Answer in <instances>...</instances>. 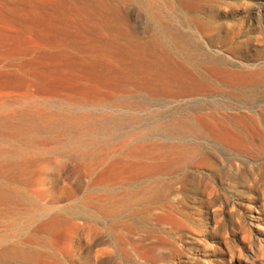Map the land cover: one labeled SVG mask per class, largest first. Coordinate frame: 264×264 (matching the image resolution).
Instances as JSON below:
<instances>
[{
  "label": "rangeland",
  "instance_id": "1",
  "mask_svg": "<svg viewBox=\"0 0 264 264\" xmlns=\"http://www.w3.org/2000/svg\"><path fill=\"white\" fill-rule=\"evenodd\" d=\"M185 2L194 7L192 14L179 10ZM146 4L164 25L177 30L200 66L241 73L259 70L260 80L251 86L212 80L208 90L186 100L139 98L122 110H68L122 122L106 125L102 134H96L98 155L124 143L127 148L152 146L157 155L159 147L175 143L198 152L166 175L132 183L117 180L111 187L96 188L73 171L72 158L57 161V168L50 170L55 180L31 188L46 192L35 206L19 204L10 211L0 207V264H38L36 259H48L50 245L68 258L88 257L90 264H264V157L163 135L174 119L187 113L248 116L264 110V0H147ZM128 6L125 15L137 32H150L153 19L140 12L141 17L136 16V5ZM26 140L21 136L18 142ZM44 157L55 160L51 153ZM168 204L174 208L169 210ZM53 217L60 222L56 231L37 232ZM73 225L76 240L63 245ZM124 225L125 242L119 235Z\"/></svg>",
  "mask_w": 264,
  "mask_h": 264
},
{
  "label": "bare ground",
  "instance_id": "2",
  "mask_svg": "<svg viewBox=\"0 0 264 264\" xmlns=\"http://www.w3.org/2000/svg\"><path fill=\"white\" fill-rule=\"evenodd\" d=\"M146 3L0 0V207L10 211L19 204L35 206L46 192L31 188L52 183L55 174L50 170L66 157L73 159V171L96 188L111 187L117 180L132 183L166 175L198 152L175 143L159 147L157 155L152 146L127 148L124 143L98 155L96 134H102L106 125L122 122L73 115L68 110H122L139 98L190 99L208 90L212 80L237 86L260 80L263 72L259 70L241 73L200 66L177 30L164 25ZM128 4L136 5V16L141 17L140 12L153 19L150 32H137L125 15ZM193 9L188 2L179 6L187 15ZM169 125L163 135L176 141L190 137L233 153L264 157V110L248 116L187 113ZM21 136L27 140L19 144ZM50 153L55 160L44 157ZM59 226L53 217L37 232L49 234ZM72 227L63 245L76 240L77 226ZM121 227L119 235L125 242L128 227ZM49 249L54 253L48 252V259H36L38 264H76L78 260L90 264L88 257L72 254L68 258L53 245Z\"/></svg>",
  "mask_w": 264,
  "mask_h": 264
}]
</instances>
